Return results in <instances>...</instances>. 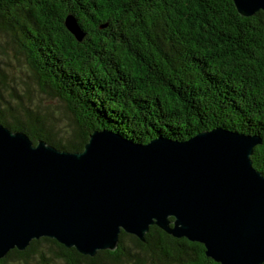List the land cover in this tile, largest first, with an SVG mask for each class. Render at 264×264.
<instances>
[{"label":"trees","instance_id":"trees-1","mask_svg":"<svg viewBox=\"0 0 264 264\" xmlns=\"http://www.w3.org/2000/svg\"><path fill=\"white\" fill-rule=\"evenodd\" d=\"M5 45L22 74L8 76ZM1 51L0 123L33 143L79 152L94 130L146 144L222 127L262 139L250 160L264 176L262 11L242 17L231 0H0ZM0 264L218 263L150 226L144 242L121 232L114 251L94 257L40 238Z\"/></svg>","mask_w":264,"mask_h":264},{"label":"water","instance_id":"water-1","mask_svg":"<svg viewBox=\"0 0 264 264\" xmlns=\"http://www.w3.org/2000/svg\"><path fill=\"white\" fill-rule=\"evenodd\" d=\"M231 1L242 17L264 12V0ZM65 27L82 39L72 17ZM261 143L222 127L146 144L102 129L69 152L0 123V259L40 238L94 257L155 226L218 264H264V176L250 160Z\"/></svg>","mask_w":264,"mask_h":264},{"label":"rangeland","instance_id":"rangeland-1","mask_svg":"<svg viewBox=\"0 0 264 264\" xmlns=\"http://www.w3.org/2000/svg\"><path fill=\"white\" fill-rule=\"evenodd\" d=\"M5 51L9 53L10 58H11L10 67L8 68V76L9 77H12V76L15 77L19 73L22 74V72L20 70L24 71V68H23L24 62H20V61L17 62L16 60L14 61V59H13L14 54L10 51V49L8 48L7 45L4 46L3 52H5ZM1 54H2V51H1ZM0 58H2V59L4 58L3 54H2V56L0 55ZM3 60L5 61V58ZM38 104L40 107L43 105L49 104L50 106H53L55 110L62 111V109H61L62 105L57 101L47 102L46 100H44L42 102V104H41V102H39Z\"/></svg>","mask_w":264,"mask_h":264}]
</instances>
